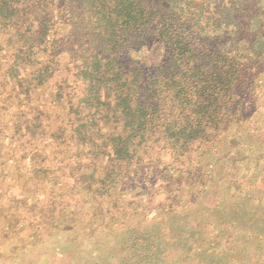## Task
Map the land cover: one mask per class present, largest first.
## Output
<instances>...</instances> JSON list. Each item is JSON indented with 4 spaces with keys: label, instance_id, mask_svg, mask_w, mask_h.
Segmentation results:
<instances>
[{
    "label": "rangeland",
    "instance_id": "374dc122",
    "mask_svg": "<svg viewBox=\"0 0 264 264\" xmlns=\"http://www.w3.org/2000/svg\"><path fill=\"white\" fill-rule=\"evenodd\" d=\"M14 1H0V264H264V0H198L200 8L183 10L194 0L174 4L182 11L178 12L181 19L191 21L196 41L206 48L222 45L246 59H229L213 71L205 57L201 76L196 78L207 83L184 76L191 89L197 85L196 102L191 104L195 112H206L211 103L217 114L218 106L227 104L212 91L221 84L228 87L231 109L219 114L225 122L206 162V189L197 199L200 210L170 208L173 205L168 203V210L158 209L160 218L146 216L143 206L155 208L164 202L159 189L162 180L157 176L153 182L148 178L146 186L141 182L142 154L129 149L126 140L131 132L126 122L117 123L114 105L100 107V118L93 121L91 112L98 105L95 101L91 106L87 92L79 99L83 92L76 87V83L84 85L87 71L67 82L69 69L56 64V55L61 53L54 48L56 44L48 51L40 49L53 34L52 43L59 40L62 44L61 32L51 31L63 26L48 13L32 45L25 39L27 33L20 36L26 28L16 18L19 4L25 2ZM57 7L64 9L62 2ZM29 19L21 21L25 25ZM6 28L19 33L3 35ZM160 41L150 40L141 48H149L146 55L155 62H161L165 54ZM135 51L134 46L131 53L137 55ZM28 57L38 59L41 66L28 67ZM232 63L237 66L230 67ZM93 69L103 72L106 85L123 86L115 68L104 70L95 61ZM12 80L17 83L15 89ZM102 81L98 76L93 86H103ZM208 83L214 88L209 86L210 91L200 95ZM48 84L52 87L44 90ZM125 85L130 86V81ZM93 86L89 88L94 90ZM69 88L63 100L61 90L67 93ZM45 91L47 97L42 98ZM119 91L118 109H129L120 89L116 97ZM27 92L32 93L30 100L23 98ZM74 95L81 101L71 100ZM62 106L65 111L59 109ZM193 111L190 121L195 118ZM103 113L110 118L105 133L99 130L106 119ZM119 115L121 120L123 115ZM207 120H211L208 114L194 123V136ZM110 133L117 135L116 144L109 140ZM107 151L111 159L103 160ZM237 151L249 159L228 164ZM157 161H150L149 173H154ZM168 163L169 159L162 166ZM105 164L129 176L117 193L115 180L97 172ZM81 196L85 197L79 201Z\"/></svg>",
    "mask_w": 264,
    "mask_h": 264
},
{
    "label": "trees",
    "instance_id": "16d2710c",
    "mask_svg": "<svg viewBox=\"0 0 264 264\" xmlns=\"http://www.w3.org/2000/svg\"><path fill=\"white\" fill-rule=\"evenodd\" d=\"M12 2L15 4L14 0ZM20 2H25V4L22 6L19 4L16 17L19 19L17 24L26 28V31L20 32V36L27 33L28 36L25 39L32 41V45L37 43V33L43 25V18L48 13L55 15L59 22L57 25L63 26V28L58 29V31L52 28L51 34L61 32V38L64 42L61 44L62 41L58 40L52 43L51 39L55 36L53 34L51 35L52 38L47 39L40 49L45 50L47 48L48 51L53 48L52 45L56 44L54 48L61 52L56 55V64L69 69L67 70L69 73V76L66 77L67 82H70L74 75L76 78H80L81 75L79 74L87 71V76L83 81L84 85L80 87L76 83V87L80 93L83 92L79 99L85 98L87 92L89 99L87 97L86 99L91 106H93L92 102L96 101L98 106L94 107V112H91L93 121L96 116L100 118L97 115L100 107L113 104L117 123L124 124L126 122L127 130L131 132V137L126 140L129 149H134L137 153L142 154L143 163L140 162V168L143 178L141 182H144L143 185L146 186L145 181L148 178H152V182L158 177L160 178L159 181L162 180L159 189L162 190L164 202L155 208L144 205L143 212L146 213V216L158 218V209L168 210V206H170L168 203L173 205L170 208H189L190 206L193 211L200 210L197 199L206 189L209 172L206 162L211 155L219 128L225 122L221 115L228 113L231 106L228 105V87L221 84L219 89L215 88L212 91L227 104H220L217 114H215L216 107L211 103H209L206 112H195V107L192 108L191 104L196 102L194 97L198 95L197 85H192L191 89V86H188L191 84L190 81L188 82L184 78L190 76L192 81L197 79V81L202 80V82L207 83L208 81L204 78H196V76H201L204 67L201 60L210 59L208 62L214 67L213 71H216L225 66L229 59L237 62L244 57L234 54L222 45L214 46L215 44H213L211 48H206L202 42L196 41L193 37L191 21L182 20L178 15V12L181 14L182 11H178L174 6L175 3H182L181 0H19L17 3ZM58 2H62L64 6L62 11L57 9ZM200 5V1L194 0L192 4L190 1L181 9L189 6L200 8ZM84 13H87L88 16ZM64 14L66 18H64ZM26 17H29L28 21L31 22L24 25L21 20H25ZM73 25L75 26L74 30ZM14 32L19 33L18 30L12 29L10 31L6 28L2 34L9 36ZM98 36L102 38L97 39ZM150 40L157 42L161 40L165 51L161 62H155L151 55H146L149 48L141 49ZM134 46L137 48L135 51L137 55L131 53ZM35 48L38 46L36 45ZM212 48L215 51L210 50ZM226 56L230 58H226ZM27 60H29L28 67L35 65V68H38L41 66L40 61L34 57H28ZM95 61L103 65L104 70L109 68L107 71H112L110 68H115V73L123 78V86H119L118 89L122 91L129 109L126 107L118 109L117 101L120 97V91L119 96L116 97L117 84L114 86L115 88L113 87L114 89L106 85L107 80L103 72L97 73L93 69ZM233 66H237V64L232 63L230 65V67ZM210 74L214 75V73ZM98 76L103 79V86L101 87L93 86ZM90 78H94V81L89 82ZM2 79L5 80V77ZM50 81L53 82V80ZM126 81H130V86L125 85ZM10 84L15 89L16 81L12 80ZM92 86L95 88L94 90L89 88ZM209 86L214 88L213 84L208 83L207 88L200 90V95L204 96L208 93L211 89ZM51 87L52 85L48 84L44 90H49ZM70 89H67V93L65 90H61L63 100L66 99L65 96L69 94ZM4 93L7 94L8 90L6 89ZM47 94L45 91L42 98H46ZM2 97L5 98V95ZM31 97V92L23 95L26 100H30ZM79 99L75 95L74 98H71L77 102L81 101ZM59 109L65 111L64 106L59 107ZM192 110H194L195 118L190 121V111ZM129 112L132 116L127 115ZM119 113L123 115L121 120ZM206 114L211 120H207L201 133L198 132L194 136V123L199 124L201 117ZM103 118L106 119L102 127L99 128L100 131L105 130V127L108 128L109 125L110 118L107 113H103ZM216 118H218L217 121ZM236 120L234 124H236ZM216 130L217 132L213 136L212 133ZM103 133L105 132L103 131ZM100 137L103 138L105 135ZM108 137L112 143H117L116 134L110 133ZM119 137L120 139L123 138ZM160 151L161 154L155 157L154 153ZM161 156L163 161L160 159ZM106 158L111 159L109 151L104 153L103 160ZM156 158L158 161L153 173L155 175H153L149 173L150 165L153 164L150 161ZM168 159L169 163L165 167L162 166L163 162ZM229 159L232 161L227 163L234 164V160L245 161L249 158L247 154L237 151L235 156H230ZM191 163L194 164L191 165ZM97 172L101 177L105 174L112 182L115 180L116 193L129 180V176L126 177L124 170H112L107 164L104 165V168L97 169ZM24 178L26 177L24 176ZM46 180L49 181L48 178ZM144 190L145 188L142 190V196L146 192ZM84 197L81 196L78 200L81 201ZM73 202L78 203V201ZM43 232H47V229H44ZM61 252H65V247H62Z\"/></svg>",
    "mask_w": 264,
    "mask_h": 264
}]
</instances>
